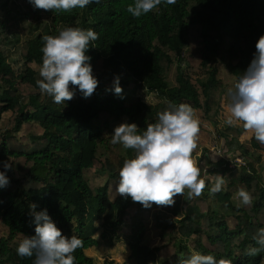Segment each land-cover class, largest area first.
<instances>
[{
    "label": "trees",
    "instance_id": "1",
    "mask_svg": "<svg viewBox=\"0 0 264 264\" xmlns=\"http://www.w3.org/2000/svg\"><path fill=\"white\" fill-rule=\"evenodd\" d=\"M22 1L24 18L44 24L46 32L22 42L25 69L18 73L0 47V162L12 164L7 171L10 182L0 188V221L8 230L0 240V264H25L14 244L24 235H34L31 204L37 205L36 211L47 209L63 235L75 234L82 240L73 253L75 264H95L86 252L101 242L114 247L132 210L129 247L135 264H142L140 250L150 252L144 241L152 220L160 240L155 262L182 264L200 252L231 264H264V247L254 239L264 227V173L258 166L260 162L264 166L262 157L232 168L204 150L198 165L205 189L191 198L187 189L178 194L170 211L154 207L155 203L145 208L130 197L112 201L108 183L94 191L86 177L100 171L110 180L119 179L124 160L134 157V149H126L116 160L100 156L102 147L106 151L110 147L107 136L115 122L126 119L142 131L156 122L158 112L180 103H189L206 121L215 122L226 93L222 73L233 77L235 85L264 35V0H176L140 17L127 11L134 0H93L68 11L38 9ZM1 14L0 6L3 29ZM68 26L98 33L86 54L99 84L88 98L77 91L70 101L56 104L41 93L36 84L39 70L30 65L39 68L42 63V37L57 35ZM191 37L202 48L187 57ZM198 57L200 74L194 69ZM116 76L122 89L132 86L130 93L123 90L117 95L111 90ZM138 90L154 93L159 102L146 103L136 97ZM219 133L226 140L231 135L238 140L242 131L229 126ZM256 142L264 151V144ZM238 154L250 155L244 149ZM215 174L224 176L225 183L213 194L209 184L215 183ZM241 187L252 196L249 205L238 206L235 193ZM229 220L235 222L233 227ZM98 232L100 237L95 238Z\"/></svg>",
    "mask_w": 264,
    "mask_h": 264
},
{
    "label": "clouds",
    "instance_id": "2",
    "mask_svg": "<svg viewBox=\"0 0 264 264\" xmlns=\"http://www.w3.org/2000/svg\"><path fill=\"white\" fill-rule=\"evenodd\" d=\"M28 2L38 9L68 11L77 7L82 9L93 0ZM161 3L172 5L176 0H134L127 11L140 17ZM97 38L98 33L93 29L73 26L59 30L57 35L43 36L41 79L36 81L41 93L49 95L56 104L70 101L77 91L84 98L90 97L99 81L93 75L92 58L86 53L89 43ZM255 49L253 59L234 85V90H228L229 115L225 123L232 126L235 122H242L245 132L251 131L254 139L264 144V35L257 40ZM111 90L117 95L122 93L119 76L114 78ZM157 116L156 122L147 124L142 131L135 123L125 122L116 126L110 135L112 144L135 150L134 157L125 159L120 168L115 191L145 208L151 207L152 203L172 206L174 197L184 195L186 189L189 198L200 196L205 189V178L192 155L200 131L196 109L189 103H180L158 112ZM0 163L4 169L0 171V188H4L10 182L7 171L12 164L9 161ZM214 179L215 183L209 184V191L213 194L220 192L225 183V177L220 174H215ZM235 195L239 199L238 206L249 205L252 201L250 192L243 187ZM29 207L35 224L34 235H24L16 247L17 255L34 256L33 264H75L73 253L81 247L82 240L75 234L63 235L47 209L36 211L35 204ZM254 239L264 247V227L257 230ZM182 264H231V260L193 252Z\"/></svg>",
    "mask_w": 264,
    "mask_h": 264
},
{
    "label": "rangeland",
    "instance_id": "3",
    "mask_svg": "<svg viewBox=\"0 0 264 264\" xmlns=\"http://www.w3.org/2000/svg\"><path fill=\"white\" fill-rule=\"evenodd\" d=\"M0 6L2 9L1 14V23L4 28H0V47L6 52L7 57L14 64L16 72H21L25 69L24 61L21 58L20 48L22 42L32 38L38 34H45L46 29L43 24H31L24 18L25 12V4L22 0H0ZM201 42L194 38H190V45L188 47L187 57L191 56L199 52L202 48ZM195 72L197 74L201 73L200 70V58L198 57L195 61ZM35 70H39V68L32 64L30 65ZM222 80L226 87V93L222 101V109L220 114L216 118L215 122H209L204 119L202 114L196 111V115L200 120V131H199V139L197 141V146L193 150V157L198 163L199 157L202 155L204 150H208L209 156L214 160H223L225 162H229L230 165L240 157L238 153L242 151V149L248 151L251 156H255L257 152H260L258 148V143L254 139V135L251 131L245 132L242 127V122H235L232 127L235 129H239L242 131V134L236 139L233 135L229 136L228 139L220 137V130L226 129L229 127L228 124L225 123L227 116L229 115L227 105L230 103V98L227 93L229 89L234 90V79L226 72H223ZM109 84V83H108ZM107 84V85H108ZM132 86L123 90H126L130 93ZM136 97L141 98L148 104H157L159 102L157 96L154 93L138 90L136 92ZM128 123L127 120L115 122L112 125L111 131L108 136L109 145L108 151L103 147L100 150V156H110L112 159L116 160L119 157L125 155L126 149L123 148L120 144H112L111 143V134L116 126L122 123ZM246 145H249L247 147ZM241 147V148H240ZM239 151V152H238ZM230 155V156H229ZM261 157V156H260ZM247 162H254L253 158H246ZM86 177L89 181L90 186L94 191L98 188L104 186L106 183L109 184V196L112 201H114L120 195L115 191L116 186L119 182V179L110 180L106 173L100 171H91L86 174ZM205 178V177H204ZM206 182V179H205ZM154 207H160L167 211L173 209L172 206H159L154 204ZM134 211L129 212V216L125 221V224L119 230L120 239L116 242L114 247H110L107 242H101L99 247L93 248L86 252L87 256L92 258L95 261V264H104L106 260H112L115 264H135L133 260L130 259L131 249L129 247V236L132 225V217ZM155 221H150L147 223V235L144 241V245L150 248L149 251L140 250L142 257V264H162L161 260L158 259L156 262L154 261L155 257V247L160 244V240L158 238L159 230L155 229L154 226ZM230 226L233 227L235 222L233 220H229ZM99 226V223H96ZM100 232L94 235L95 238L100 237ZM8 236L7 228L0 221V240L2 238H6ZM16 247L18 242L14 244ZM25 264H33V257H23Z\"/></svg>",
    "mask_w": 264,
    "mask_h": 264
},
{
    "label": "crops",
    "instance_id": "4",
    "mask_svg": "<svg viewBox=\"0 0 264 264\" xmlns=\"http://www.w3.org/2000/svg\"><path fill=\"white\" fill-rule=\"evenodd\" d=\"M246 146L249 147V145H246ZM238 152H239V151H238ZM260 156L262 157V160L264 161V151L257 152V154H255V156H251V155H249V156H248V159H249L250 157H252L253 160H254V162L257 163L256 161L259 159L258 157H260ZM243 158H245V157H243ZM245 159H246V158H245ZM260 164H261V162L258 164V166H259V168H260V171L264 173V166H261Z\"/></svg>",
    "mask_w": 264,
    "mask_h": 264
},
{
    "label": "built area",
    "instance_id": "5",
    "mask_svg": "<svg viewBox=\"0 0 264 264\" xmlns=\"http://www.w3.org/2000/svg\"><path fill=\"white\" fill-rule=\"evenodd\" d=\"M247 163L246 159L243 157H237V159L232 163L231 167L245 166Z\"/></svg>",
    "mask_w": 264,
    "mask_h": 264
}]
</instances>
